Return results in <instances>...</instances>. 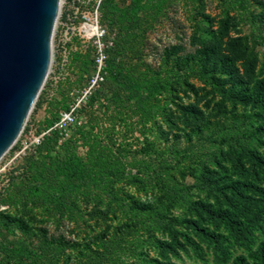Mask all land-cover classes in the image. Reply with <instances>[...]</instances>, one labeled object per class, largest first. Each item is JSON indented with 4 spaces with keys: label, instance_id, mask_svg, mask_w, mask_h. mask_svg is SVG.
<instances>
[{
    "label": "rangeland",
    "instance_id": "374dc122",
    "mask_svg": "<svg viewBox=\"0 0 264 264\" xmlns=\"http://www.w3.org/2000/svg\"><path fill=\"white\" fill-rule=\"evenodd\" d=\"M223 1H102L101 23L115 40L105 83L73 126L25 146L53 124L91 73L93 47L78 31L93 1L61 0L45 80L16 141L0 157V264H33L35 250L41 264H77L96 236L121 238L126 225L134 228L128 238L136 250H119L116 264H261L264 0H235L231 10H223ZM65 13L72 16L66 22ZM200 63L206 74L189 67ZM171 74L190 86L175 77L171 93L126 85L128 77L139 85ZM67 151L86 167L96 155L94 172L117 171L108 184L125 204L133 197L178 217L172 229L155 233L164 250L148 245L143 226L114 203L96 198L99 182L76 178ZM163 177L185 186L183 203H171L158 184ZM71 182L89 192L78 197L76 218L52 217L34 200L35 187L41 196ZM50 245L51 255L38 249Z\"/></svg>",
    "mask_w": 264,
    "mask_h": 264
},
{
    "label": "water",
    "instance_id": "95a60500",
    "mask_svg": "<svg viewBox=\"0 0 264 264\" xmlns=\"http://www.w3.org/2000/svg\"><path fill=\"white\" fill-rule=\"evenodd\" d=\"M61 0H0V157L20 134L51 60Z\"/></svg>",
    "mask_w": 264,
    "mask_h": 264
},
{
    "label": "trees",
    "instance_id": "16d2710c",
    "mask_svg": "<svg viewBox=\"0 0 264 264\" xmlns=\"http://www.w3.org/2000/svg\"><path fill=\"white\" fill-rule=\"evenodd\" d=\"M104 1V0H103ZM245 0H242V3H244ZM235 0H224L222 2V8L223 10H231L235 8ZM101 21V19H100ZM115 40L113 42V46L108 50V58L106 60V66L109 62L110 55L114 49ZM93 63V60H92ZM204 63H200L198 65H191L192 71L196 73H203L206 74V70L204 68ZM105 66V68H106ZM92 69V66H91ZM105 79H106V73H105ZM173 77L176 78V83H184L190 86V84L185 80L180 81V75L178 74H171V75H157L154 78L147 80L146 82H143L141 84H137L133 81L131 77L126 78V85H130V87L136 88V86L146 87L148 90L153 89V87L158 86L163 87V89L169 93L173 90V81L171 80ZM182 79V78H181ZM179 81V82H178ZM126 85H122L121 87H126ZM92 96V95H91ZM90 96V97H91ZM144 107V106H143ZM67 108V107H66ZM65 108V109H66ZM184 108V113H190V109L188 107H181ZM59 114V113H58ZM58 118V115L56 119ZM55 119V120H56ZM54 120V121H55ZM54 123V122H53ZM66 160L68 162H72L74 164V170L76 171V178L82 179L83 176H87L89 178L92 177L94 181H97L100 183V194L96 196V198L102 200L103 198H106L108 200V203H114L115 207L118 208L120 211H123L136 223H139L141 227L143 226V230L146 232L147 236L149 235L151 238L149 240L148 245H150L153 248L158 249L159 251H162L165 249L166 245H164V242L160 239H157L155 237V233L159 231L161 228H166L167 225H169L170 229L174 226L173 224L177 222L178 217L176 216H170L169 214H166L167 206L162 205H147L142 202L134 201L133 197H130L132 201L125 204L122 202L118 196L112 191V189L109 188V181L112 177H116V173H114L112 176L110 174V171L106 168L100 169L98 172H94L93 168L98 160V157L96 155L92 156V164L90 166H85L86 164H82L76 155H74V152L67 151L65 154ZM92 166V167H91ZM84 176V177H85ZM160 184V187L163 189V191L168 195L169 197H173L172 199H175L171 201L173 205L181 204L183 203V199L186 194V188L184 185L178 186L177 184L173 183L172 181H168V178H161V180L158 182ZM73 182L68 183V185H63L59 188L50 190H47L43 192L41 196L39 194L41 193L40 189L35 187V193H34V200L42 202L44 205L47 206V213L52 216H63L67 215L72 218L78 217L79 213V207L77 204L78 197L82 194L83 197H87L89 192H86L84 194L85 188L87 185L82 186V191H80L79 187H74ZM88 190V189H87ZM178 206V205H177ZM14 226V224H13ZM133 226L130 227L129 225H126L124 228V231L122 234H120V237L118 238L116 235L112 236L111 239H106L101 235H98L95 237V246H88L86 251L82 253L78 257L77 264H116V254L119 250L127 248L132 253L136 250V245L129 240V236L133 233ZM120 241H124V246L120 243ZM41 251H43V254H52V251H54L53 246H40L38 247ZM33 255V264H41L37 258V250L31 252ZM261 264H264V250L260 254ZM47 264H54L50 260H47Z\"/></svg>",
    "mask_w": 264,
    "mask_h": 264
},
{
    "label": "built area",
    "instance_id": "2783aa9c",
    "mask_svg": "<svg viewBox=\"0 0 264 264\" xmlns=\"http://www.w3.org/2000/svg\"><path fill=\"white\" fill-rule=\"evenodd\" d=\"M93 8L90 13L81 14L82 23L79 27V35L89 42L93 47V63L91 73L79 92L72 99L66 109L60 110L58 118L46 130L33 137L25 146L39 143L43 137L52 129L66 131L76 122L79 110L90 98L93 92L102 85L105 78V66L108 58V50L113 46L114 39L108 34L107 28L100 21L99 5L103 0H92ZM65 22L72 16L65 13Z\"/></svg>",
    "mask_w": 264,
    "mask_h": 264
}]
</instances>
